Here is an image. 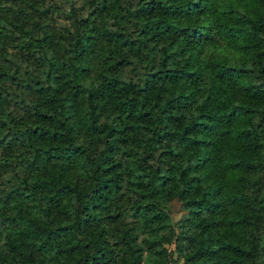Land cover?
<instances>
[{
    "label": "clouds",
    "instance_id": "clouds-1",
    "mask_svg": "<svg viewBox=\"0 0 264 264\" xmlns=\"http://www.w3.org/2000/svg\"><path fill=\"white\" fill-rule=\"evenodd\" d=\"M209 6L179 0L169 29L148 14L154 0H0V264H204L217 251L264 264V149L240 135L264 145V103L240 88L231 114L200 122L217 77L264 90L247 39L264 6L218 0L215 17ZM228 8L239 31L220 23ZM45 33L52 43L30 47ZM193 78L200 94L171 111L175 85L191 90ZM41 129L63 139L49 147L45 132L34 139ZM45 167L55 183L37 191L52 179ZM241 200L246 226L233 227Z\"/></svg>",
    "mask_w": 264,
    "mask_h": 264
},
{
    "label": "trees",
    "instance_id": "trees-1",
    "mask_svg": "<svg viewBox=\"0 0 264 264\" xmlns=\"http://www.w3.org/2000/svg\"><path fill=\"white\" fill-rule=\"evenodd\" d=\"M218 0H208L209 8L208 11L213 12L214 17L216 13V3ZM219 2L227 3L228 0H219ZM238 2V0H237ZM258 2L264 6V0H258ZM179 3V0H154V7L151 8L148 11V14L150 15L152 11L158 12L161 19L158 21L160 23L162 28H173V23L171 22V18L174 16L181 15V11L179 7H177ZM220 23L224 28H226L230 33L234 31H239L240 29L236 26L241 24L242 22L240 20L235 19L233 15V10L231 8H228L225 10L224 13L221 14V20ZM26 35H29L26 33ZM247 39L249 40V51L254 52L256 54L257 61L261 64L260 72L261 75L264 76V17H261L260 20L256 23L251 24V30L247 34ZM53 42V38L49 33H45V36L37 40L35 37H33V43L30 45V47H35L37 44L44 45L49 44ZM90 43L89 41H84L81 43V47H83L85 44ZM196 68L195 63L190 66V68L185 69L186 72L194 71ZM67 79V77H66ZM243 88L245 95L249 96L254 102L256 103H264V90L257 91L255 86H244V85H237L234 86L232 82H229L227 78H220L217 77L216 82L213 85V93L214 95L211 96L209 102L208 100L205 101L204 106H202V116L206 119L200 122L206 123L207 127L212 128L217 125L220 117L222 114H231L232 110V98H234L238 93L239 89ZM51 91V90H49ZM174 91L176 95L172 96V100L177 101V103L171 104V111H176L183 109L186 106H189L191 103L194 102L195 96L200 94V81L196 78H193L191 80V90H189L188 82L185 81L183 85L177 83L175 85ZM114 95L120 96L125 95L126 93L123 90L120 89H113L112 90ZM75 95V93H73ZM53 100L51 103V106L55 107L57 105L58 97L60 96L59 89L52 92ZM66 103V101L62 102L60 104L61 109H63V104ZM131 105V101H129L128 104L122 105L121 108L123 111L129 110V107ZM137 109L140 107L139 104H137ZM168 107L166 106V111H168ZM242 111L248 113L249 115L252 114V109L247 107H242ZM66 115V113H65ZM52 123H57L56 118L53 117ZM66 126V125H61ZM187 131V130H186ZM41 132H45L46 136L44 137V141L48 144L49 147H52L54 143H56L59 140L63 139V135L60 132H54L49 129H41L40 131H37L34 134V139L37 141L41 140ZM179 135V133H177ZM188 135H191V133H188ZM241 138L245 141L247 144V147L252 151H257L264 149V145L260 144L259 141L261 139L260 134L255 133H240ZM53 137H55V140H53ZM185 139H188V136H185ZM195 147V145H194ZM216 148H220L221 144L217 143L215 145ZM39 150V149H38ZM49 155H55V153H49ZM237 156V160L243 161L244 163H247V159L242 154H235ZM45 171L48 173L49 177H52V179L41 181L39 185L36 186V190L39 191L45 186H50L51 184L55 183V175L56 173L54 171L49 170L47 167H45ZM65 174L67 173V169L64 170ZM184 175V174H182ZM192 181H190L191 183ZM48 190L51 191V188L48 187ZM104 189H102L100 192L96 194L98 198L97 208H102L103 205L99 201L103 200L106 202L107 196L105 195ZM52 197L55 198V192L52 191ZM209 203L215 202L214 200H209ZM248 207V204L241 200L240 206H238L235 209L236 212V219L231 221L233 227H240L243 228L246 225L242 223V221L245 219L244 211ZM212 224H216V221H211ZM36 227L32 222H29V228L31 231H36ZM37 238H43L45 241L48 240L47 234L45 232H36ZM125 243H127V234H125L124 237ZM73 247H76V245H73ZM233 248V245L228 244L224 246L225 252L231 250ZM86 250V249H85ZM202 250L205 252H212L215 251L214 249L210 248L208 243H205L202 246ZM99 251V249H97ZM108 255L107 253L105 254ZM87 259V257H85ZM204 264H235V261H232L230 257L222 254L221 252L217 251L215 255L212 256H204L200 257Z\"/></svg>",
    "mask_w": 264,
    "mask_h": 264
}]
</instances>
